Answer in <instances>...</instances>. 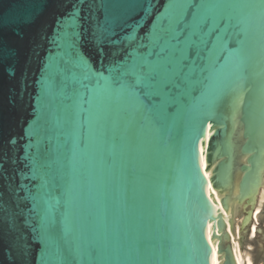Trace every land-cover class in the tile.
Here are the masks:
<instances>
[{
    "label": "water",
    "instance_id": "obj_1",
    "mask_svg": "<svg viewBox=\"0 0 264 264\" xmlns=\"http://www.w3.org/2000/svg\"><path fill=\"white\" fill-rule=\"evenodd\" d=\"M0 264H264V0H0Z\"/></svg>",
    "mask_w": 264,
    "mask_h": 264
},
{
    "label": "bare ground",
    "instance_id": "obj_2",
    "mask_svg": "<svg viewBox=\"0 0 264 264\" xmlns=\"http://www.w3.org/2000/svg\"><path fill=\"white\" fill-rule=\"evenodd\" d=\"M205 173V176L207 177L208 179V176L210 175V171L208 170L207 172H204Z\"/></svg>",
    "mask_w": 264,
    "mask_h": 264
}]
</instances>
